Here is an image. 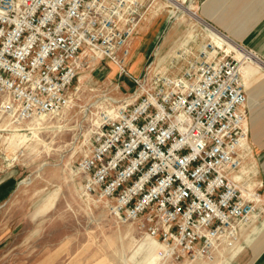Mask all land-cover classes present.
Here are the masks:
<instances>
[{
  "label": "built area",
  "instance_id": "obj_1",
  "mask_svg": "<svg viewBox=\"0 0 264 264\" xmlns=\"http://www.w3.org/2000/svg\"><path fill=\"white\" fill-rule=\"evenodd\" d=\"M144 7V0H0V112L23 121L58 114L73 104L80 74L109 59L142 92L107 115L80 170L160 251L214 260L264 211L263 183L246 166L252 146L241 65L249 58L209 46L181 77L158 74L149 83L129 68Z\"/></svg>",
  "mask_w": 264,
  "mask_h": 264
},
{
  "label": "rangeland",
  "instance_id": "obj_2",
  "mask_svg": "<svg viewBox=\"0 0 264 264\" xmlns=\"http://www.w3.org/2000/svg\"><path fill=\"white\" fill-rule=\"evenodd\" d=\"M144 2L146 19L132 39L135 48L140 38V47L131 52L130 71L148 74L149 83L158 74L181 77L190 61L214 45L185 10L191 6L203 18V0L179 1V7L167 0ZM188 50V59L173 61ZM76 85L73 104L58 114L23 121L0 112V264H241L251 225L214 260L177 259L160 251L159 243L152 247L137 223L120 218L91 190L79 162L107 115L120 113L118 106L142 88L109 59L81 73Z\"/></svg>",
  "mask_w": 264,
  "mask_h": 264
},
{
  "label": "crops",
  "instance_id": "obj_3",
  "mask_svg": "<svg viewBox=\"0 0 264 264\" xmlns=\"http://www.w3.org/2000/svg\"><path fill=\"white\" fill-rule=\"evenodd\" d=\"M201 15L256 58L241 65L247 85L249 141L252 146L246 166L252 171V181L262 182L264 191V0H203ZM148 28V25L141 26L143 31ZM139 40H134L132 50L140 47ZM138 53H135L137 60L142 61L143 54ZM251 226L253 232L249 231L246 236L252 238L247 240L237 262L264 264V218Z\"/></svg>",
  "mask_w": 264,
  "mask_h": 264
},
{
  "label": "bare ground",
  "instance_id": "obj_4",
  "mask_svg": "<svg viewBox=\"0 0 264 264\" xmlns=\"http://www.w3.org/2000/svg\"><path fill=\"white\" fill-rule=\"evenodd\" d=\"M169 1L170 3H172L173 5L179 7V1H182L184 2L185 0H167ZM180 4H183V3H180ZM193 4V3H192ZM182 9V8H181ZM186 12H188L189 16L193 19H195V21H197L198 23L202 24L208 31H209V35L211 36L213 42H214V47L216 49H224L226 50L227 52L229 51H237V56L238 57H246V58H249V60H251L252 58L256 59L255 57H253L249 52L245 51L243 48H241L239 45H237L236 43H234L233 41H231V39L225 35H223L222 33H218V31L211 27L210 25H208V23H206L203 18H201L200 16H197V13L196 11H192V7H186L185 8ZM193 47V46H192ZM191 47V48H192ZM190 48V49H191ZM189 51H185V53H181V54H178L176 59L173 60L174 62L175 61H180L181 59H188L189 58ZM173 64V63H172ZM174 67V64L173 66ZM244 172H247L248 170L244 169L243 170ZM246 179V177H244ZM151 246L152 247H155L156 245V242H150Z\"/></svg>",
  "mask_w": 264,
  "mask_h": 264
}]
</instances>
